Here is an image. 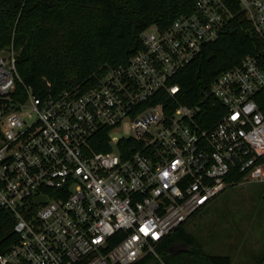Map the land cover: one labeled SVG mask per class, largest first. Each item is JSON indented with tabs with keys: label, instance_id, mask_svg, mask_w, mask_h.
I'll return each mask as SVG.
<instances>
[{
	"label": "built area",
	"instance_id": "2783aa9c",
	"mask_svg": "<svg viewBox=\"0 0 264 264\" xmlns=\"http://www.w3.org/2000/svg\"><path fill=\"white\" fill-rule=\"evenodd\" d=\"M239 2L264 45V0ZM232 19L224 0H196L166 30L144 31L143 49L86 91L28 89L23 101L13 96L19 54L0 51V206L18 236L0 264H166L160 247L196 213L231 186L264 184L258 56L194 106L158 102L179 93L174 76ZM105 131L108 150L97 151ZM125 139L136 146L120 149Z\"/></svg>",
	"mask_w": 264,
	"mask_h": 264
},
{
	"label": "trees",
	"instance_id": "16d2710c",
	"mask_svg": "<svg viewBox=\"0 0 264 264\" xmlns=\"http://www.w3.org/2000/svg\"><path fill=\"white\" fill-rule=\"evenodd\" d=\"M196 0H0V51L14 48L18 55L14 98L24 100L29 89L37 97L54 96L80 87L86 91L111 67L126 65L143 49L141 35L152 26L166 30L182 15L193 11ZM233 13L221 37L206 44L201 53L173 78L179 93L158 102L194 106L222 73L239 66L247 56H258L264 70V45L256 36L239 0H224ZM256 102L264 114V89ZM217 111H224L217 106ZM218 115L210 116L216 121ZM108 150V133L100 136ZM107 143V144H106ZM107 145V147H106ZM136 146L125 139L120 149ZM136 149V148H135ZM232 187V186H231ZM15 217L0 206V255L17 242ZM184 226V225H183ZM183 226L160 247L166 264H232L227 255L206 253L196 237ZM188 249L170 254L174 245ZM264 258L258 263L263 264ZM136 264H161L146 257Z\"/></svg>",
	"mask_w": 264,
	"mask_h": 264
},
{
	"label": "rangeland",
	"instance_id": "374dc122",
	"mask_svg": "<svg viewBox=\"0 0 264 264\" xmlns=\"http://www.w3.org/2000/svg\"><path fill=\"white\" fill-rule=\"evenodd\" d=\"M183 228L208 254L230 256L232 264H258L264 258V184L227 188Z\"/></svg>",
	"mask_w": 264,
	"mask_h": 264
},
{
	"label": "water",
	"instance_id": "95a60500",
	"mask_svg": "<svg viewBox=\"0 0 264 264\" xmlns=\"http://www.w3.org/2000/svg\"><path fill=\"white\" fill-rule=\"evenodd\" d=\"M44 199L43 198H37L36 199V202L37 204H40V202H42ZM174 248H177L178 251H173ZM188 249V246L187 245H184V244H179V245H175L173 246L171 249H170V254L172 255H176V254H179L181 252H184Z\"/></svg>",
	"mask_w": 264,
	"mask_h": 264
},
{
	"label": "flooded vegetation",
	"instance_id": "af4514ba",
	"mask_svg": "<svg viewBox=\"0 0 264 264\" xmlns=\"http://www.w3.org/2000/svg\"><path fill=\"white\" fill-rule=\"evenodd\" d=\"M177 245H179V244H177ZM174 246H175V245H174ZM173 250L178 251L177 248H174Z\"/></svg>",
	"mask_w": 264,
	"mask_h": 264
},
{
	"label": "crops",
	"instance_id": "0c3cea01",
	"mask_svg": "<svg viewBox=\"0 0 264 264\" xmlns=\"http://www.w3.org/2000/svg\"><path fill=\"white\" fill-rule=\"evenodd\" d=\"M210 205H211V204H210ZM210 205H209V206H210ZM171 248H172V247H171Z\"/></svg>",
	"mask_w": 264,
	"mask_h": 264
}]
</instances>
